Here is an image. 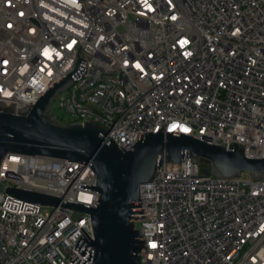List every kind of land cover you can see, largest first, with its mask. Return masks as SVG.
Wrapping results in <instances>:
<instances>
[{
  "label": "built area",
  "instance_id": "2783aa9c",
  "mask_svg": "<svg viewBox=\"0 0 264 264\" xmlns=\"http://www.w3.org/2000/svg\"><path fill=\"white\" fill-rule=\"evenodd\" d=\"M69 75L55 100L69 120L55 117L101 125L105 143L130 149L164 127L264 158V0H0V105L17 114ZM201 164L162 163L141 186L142 264H264V180L219 179ZM82 183L97 185L84 163L7 156L0 264L84 261L75 249L91 242L81 228L95 240L89 214L6 192L95 207Z\"/></svg>",
  "mask_w": 264,
  "mask_h": 264
},
{
  "label": "water",
  "instance_id": "95a60500",
  "mask_svg": "<svg viewBox=\"0 0 264 264\" xmlns=\"http://www.w3.org/2000/svg\"><path fill=\"white\" fill-rule=\"evenodd\" d=\"M72 75L50 88L32 107L17 111L14 106L0 105V164L10 155L43 156L80 162L92 168L96 187L82 183L79 188L97 193L95 207L68 202L61 198L26 190L7 188L20 200L87 213L92 219L95 240L83 235L73 264H142L141 241L134 220H142L140 199L142 185L154 181L162 163H181L191 158L194 163H207L219 179L240 178L248 174L253 180H264V158H249L245 145L231 143L211 145L191 136L177 133L141 135L130 149L119 148L107 130L94 122L60 123L52 113L55 100L73 85Z\"/></svg>",
  "mask_w": 264,
  "mask_h": 264
},
{
  "label": "rangeland",
  "instance_id": "374dc122",
  "mask_svg": "<svg viewBox=\"0 0 264 264\" xmlns=\"http://www.w3.org/2000/svg\"><path fill=\"white\" fill-rule=\"evenodd\" d=\"M53 114L58 117L63 122H67L69 120V116L58 107V101L55 102L54 109L52 110ZM209 165V164H207Z\"/></svg>",
  "mask_w": 264,
  "mask_h": 264
},
{
  "label": "trees",
  "instance_id": "16d2710c",
  "mask_svg": "<svg viewBox=\"0 0 264 264\" xmlns=\"http://www.w3.org/2000/svg\"><path fill=\"white\" fill-rule=\"evenodd\" d=\"M201 168H202V172L204 173V174H207L208 172H210V167H209V165H207V163H202L201 164Z\"/></svg>",
  "mask_w": 264,
  "mask_h": 264
}]
</instances>
